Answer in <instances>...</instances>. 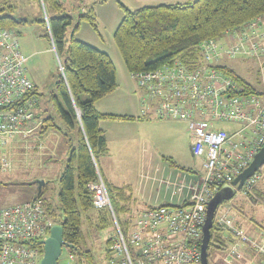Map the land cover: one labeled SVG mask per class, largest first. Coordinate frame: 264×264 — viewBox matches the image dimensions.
Returning a JSON list of instances; mask_svg holds the SVG:
<instances>
[{"label": "built area", "instance_id": "1", "mask_svg": "<svg viewBox=\"0 0 264 264\" xmlns=\"http://www.w3.org/2000/svg\"><path fill=\"white\" fill-rule=\"evenodd\" d=\"M40 1L47 19L44 0ZM263 18L264 14L220 38L204 41L206 63L200 67L194 69L175 62L133 73L144 89L141 115L186 121L193 135L192 153L202 160L204 176L193 187L188 202L144 209L126 236L108 186L98 171V179L92 184L93 205L108 209L116 226V234L111 237V257L106 264H202V227L208 200L223 185H233L235 177L264 144V42L260 39L264 33L257 32ZM242 52L255 59L263 91L245 93L231 75L216 66L221 64L223 55L236 57ZM27 61L17 33L0 26V170L3 171L11 166L9 150L15 142L33 136L40 148L45 147L40 136L43 120L37 117L39 96L28 74ZM60 70L64 73L62 64ZM218 121L237 125L227 130L218 127ZM261 177L257 171L237 193L246 194ZM232 209L227 201L220 204L214 219L231 238L230 254H242L239 245L245 242L264 257V245L249 238ZM55 224L59 223L40 198L0 207V264H40L43 242ZM69 258L70 264H84L71 252Z\"/></svg>", "mask_w": 264, "mask_h": 264}, {"label": "trees", "instance_id": "2", "mask_svg": "<svg viewBox=\"0 0 264 264\" xmlns=\"http://www.w3.org/2000/svg\"><path fill=\"white\" fill-rule=\"evenodd\" d=\"M27 1L39 7L41 17L35 20L46 26L45 36L55 44L59 55L65 56L62 62L64 73L59 69L49 96L53 112L45 108L44 116L37 113V117L43 120L41 132L56 131L60 133L62 141L69 145V156L60 177L61 214L58 216L52 205L43 200V186L40 191L36 190L33 198L42 199L48 212L63 226L64 239L74 245L70 252L83 262H90L94 255L90 249L82 246V211L97 210L93 219L99 229L108 227L110 221H114L108 209L94 207L92 198V184L98 179L96 162L108 150L100 121L103 118L129 120L133 117L102 113L96 107L100 98L118 87V80L111 56L76 36L83 20L98 31L95 8L89 7L75 21L65 0H44L46 19L40 0ZM120 5L124 15L114 32V41L132 74L175 62L189 68L200 67L206 63L202 51L204 41L220 38L227 31L264 14V0H190L142 5L135 9L122 2ZM15 7L11 0H0V26L12 28L19 21L14 13ZM6 8L9 9L8 14L3 13ZM70 26H73L72 37L67 45ZM216 66L231 75L245 93L259 92L254 83L233 68L223 64ZM84 96L89 98L84 99ZM170 162L178 166L176 162ZM108 189L119 224L128 236L138 215L131 213L123 220L119 218L120 213L131 210L128 188L108 186ZM256 192L254 187L246 194L252 196ZM259 200L264 202V197ZM225 231L214 220L209 255L212 247L228 248L227 241L231 242V238L228 234L223 235ZM112 243L111 237L107 239V260L111 257Z\"/></svg>", "mask_w": 264, "mask_h": 264}, {"label": "rangeland", "instance_id": "3", "mask_svg": "<svg viewBox=\"0 0 264 264\" xmlns=\"http://www.w3.org/2000/svg\"><path fill=\"white\" fill-rule=\"evenodd\" d=\"M11 1L16 6L14 13L19 20L15 25L12 26V29L17 33L22 52L28 57V61L26 63L28 74L36 81L39 87L37 92L40 102L37 110L42 114V116H44L46 114V112H44L45 108H50V113L53 112L52 103L49 100V96L65 56L64 54L59 55L53 43L45 36L47 32L46 26L35 20V18L41 17V11L39 7L37 5L31 4L27 0ZM104 1L106 0L73 1L71 8L68 5L67 6L69 8V12L75 17V21L78 20V17L81 13L87 11L89 7L93 6L97 14L100 33L104 34L107 42L112 40L114 46H116L115 41H113V34L110 35L109 30L105 28L102 18L98 15V11L108 12L111 6H113V8L119 12V19L121 20L124 15V10L119 4L120 1L131 9H135L144 4L138 2L137 0H111L108 3ZM3 13L8 14L9 9L6 8ZM20 18H26V21H22ZM262 21H264V18ZM80 28H82V30L87 28L93 36H99L97 31L88 21L83 20L80 23L79 29ZM72 29L73 26H70L67 31V45L69 44L72 37ZM257 32L264 33V31L259 28H257ZM257 38L259 37L257 36ZM231 39L232 41H235L234 37H231ZM231 39L228 40L231 41ZM83 41H86L90 44L95 42L97 43V40L87 37L84 38ZM92 45L95 46V44ZM219 62L230 68H233L237 73L250 80L252 83H254L257 89H263V86L258 79L259 75L257 72V64L255 59L246 56L244 52L236 57L223 55ZM86 98L89 97L84 96V99ZM159 120L160 119H152L151 121ZM186 125L187 123L184 121L182 126ZM236 125L237 124L234 122L229 121L217 122L218 127H222L227 130H232L234 127H236ZM48 133L44 134L41 132L40 136L42 137V135H47ZM150 133V141L147 143L148 146L156 145L158 147H162L165 154L168 153L166 148L174 147L175 142L168 141L164 143L165 141L159 137V134L155 129L152 128ZM59 134L60 133H57L58 136ZM27 138H24L23 142L21 143L15 142L12 145L9 150V154L12 159L11 166L5 171L0 170V207L13 205L32 199L36 193V190L38 189V183L36 180L44 179V194L42 195V198L45 202L52 205L59 216L61 214L59 200L60 177L69 156V145L64 143L61 150L60 145H58L57 152L60 153L52 154L47 152V148H40V143L33 141V136H29ZM185 153L186 150H184V154ZM188 153L189 158L181 161L180 163L192 167L199 173L203 172L204 176L202 160L198 157L192 156L190 149ZM52 159H54L53 163L49 164ZM258 171L262 177L259 183L255 186L257 192L252 196H248L244 192H238L227 202L232 205V212L235 214L236 220L238 216V219L243 225L242 229L245 231V233L249 236V238L255 239L258 244L261 245V237L263 236L261 235L260 237V234L262 232L264 233V202H261L259 198L262 196L264 197V164L259 168ZM129 195L130 198L128 202L131 210L127 213H120L119 218L121 220L126 218L129 214L134 213L138 209L139 205L142 204L140 196L141 193L137 192V189H132L129 192ZM96 213L97 210L95 209H91L90 211H82L83 221L81 227L84 236L82 246L90 249L94 255L93 261L88 262L84 260V264H106L107 239L113 237L116 234V226L114 221H110V224L106 228L99 229L95 225L93 216H95ZM226 234H228V232L225 231L223 235L225 236ZM227 244V249L217 247H212L210 249V255L208 257L209 264H255V262L261 258L257 249L252 248L250 244L245 242L240 243L239 246L242 250V254L240 255L230 254L231 242L228 240ZM69 252L70 248L64 246L62 254L59 257V264L71 263Z\"/></svg>", "mask_w": 264, "mask_h": 264}, {"label": "crops", "instance_id": "4", "mask_svg": "<svg viewBox=\"0 0 264 264\" xmlns=\"http://www.w3.org/2000/svg\"><path fill=\"white\" fill-rule=\"evenodd\" d=\"M73 1L65 0L70 8ZM110 1L106 0L104 2L108 3ZM137 1L144 5H152L190 0ZM98 15L102 18L104 26L109 30L110 35L113 34L114 36V32L121 21L119 12L111 6L108 12L98 11ZM82 28L78 29L76 36L81 40L86 37L97 40V43H91L111 56L117 71L118 87L96 102L97 109L102 113L133 117L129 120L103 118L100 121L106 134L108 150L98 159L96 164L107 186L128 188V192L132 189H137V192L141 193L142 204L139 205L133 214H139L148 207L161 204L177 205L188 202L193 193V187L199 185L203 178V172L199 173L192 167L180 163L189 158V149L191 155L195 156L191 150L193 135L188 129V124L182 126L184 121L182 122L181 120L160 119L159 121H151L152 119L143 117L141 111L144 89L127 69L117 45L114 46L112 40L107 42L104 34L100 33L99 26L97 31L99 36L97 37L93 36L87 28L83 30ZM257 28L264 31V21H261ZM260 39L264 42V38ZM32 80L38 91L39 87L36 81ZM258 90L263 91V89ZM152 128L157 131L159 137L165 141L164 143L168 141L175 142L174 147H165L168 153L165 154L162 147L147 145L150 141L149 136ZM57 133L56 131H51L47 135H42L43 140H45V148L48 149L47 152L52 154L60 153L57 152L58 145H60L61 150L65 143L62 141L61 135L59 134L58 136ZM184 150H186L185 154ZM167 158H169V161ZM170 160L176 162L178 166L172 165ZM53 161L54 159L49 164H52ZM237 222L242 228L243 225L238 216ZM260 237L262 238V245H264L263 232ZM260 256L261 258L255 264H264V257Z\"/></svg>", "mask_w": 264, "mask_h": 264}, {"label": "water", "instance_id": "5", "mask_svg": "<svg viewBox=\"0 0 264 264\" xmlns=\"http://www.w3.org/2000/svg\"><path fill=\"white\" fill-rule=\"evenodd\" d=\"M20 20L26 21V18ZM192 150V148H191ZM264 164V144L260 150L255 154L250 164L243 169L233 180V185L225 184L207 202L206 219L202 227V264H209V244L211 242V230L214 226V219L216 211L220 204L232 199L237 190H241L246 180L256 173ZM38 189L41 190L44 179H37ZM236 186V187H234ZM44 254L40 264H59V257L62 254L63 247L67 246L73 248L74 245L67 242L63 237V226L55 224L51 227L49 236L44 240Z\"/></svg>", "mask_w": 264, "mask_h": 264}, {"label": "bare ground", "instance_id": "6", "mask_svg": "<svg viewBox=\"0 0 264 264\" xmlns=\"http://www.w3.org/2000/svg\"><path fill=\"white\" fill-rule=\"evenodd\" d=\"M82 261V260H81ZM83 262V261H82ZM84 263V262H83Z\"/></svg>", "mask_w": 264, "mask_h": 264}]
</instances>
